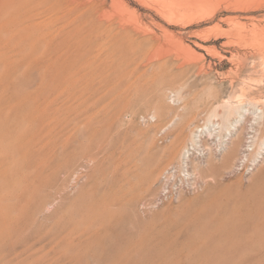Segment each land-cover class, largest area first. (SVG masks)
I'll list each match as a JSON object with an SVG mask.
<instances>
[{
	"label": "rangeland",
	"instance_id": "obj_1",
	"mask_svg": "<svg viewBox=\"0 0 264 264\" xmlns=\"http://www.w3.org/2000/svg\"><path fill=\"white\" fill-rule=\"evenodd\" d=\"M0 10V138L20 139L0 144V264H264V0ZM13 17L38 52L7 36ZM116 37L138 42L120 78L103 61ZM54 40L83 59L59 64Z\"/></svg>",
	"mask_w": 264,
	"mask_h": 264
},
{
	"label": "bare ground",
	"instance_id": "obj_2",
	"mask_svg": "<svg viewBox=\"0 0 264 264\" xmlns=\"http://www.w3.org/2000/svg\"><path fill=\"white\" fill-rule=\"evenodd\" d=\"M14 4H15V3H14ZM6 5H7V4H6ZM16 5H18V3H17ZM23 5H24V4H23ZM23 5H22V6H23ZM63 6H64V5H63ZM15 7H18V6H15ZM25 7H26V6H25ZM66 7H67V6H66ZM10 8H13V7H12V6L9 7V8L7 9V11H8ZM19 8H20V6H19ZM62 8H63V7H62ZM102 8H103V7H102ZM28 9H29V8H28ZM63 9H64V8H63ZM207 9H208V8H207ZM12 10H13V9H12ZM25 10H27V9H25ZM29 10H30V9H29ZM55 10H56V9H55ZM57 10H58V9H57ZM2 11H3V12H4V11L6 12V9H5V10H2ZM9 11H10V10H9ZM13 11H14V10H13ZM59 11H60V10H59ZM160 11H161V10H160ZM0 12H1V10H0ZM23 12H24V11H23ZM162 12H164V11H161V13H162ZM25 13H26V12H25ZM25 13H24V14H25ZM28 13H29V12H28ZM100 13H101V12H100ZM166 13H167V12L162 13V14H163V15L165 14V16H166ZM3 14H4V13H3ZM103 14H104V13H103ZM162 14H161V15H162ZM207 14H208V13H207ZM14 15H15V14H14ZM57 15H58V14H57ZM57 15H56V16H57ZM100 15H101V14H100ZM109 15H110V14H109ZM169 15H170V13H169ZM3 16H4V15H3ZM5 16H6V15H5ZM19 16H20V15H19ZM25 16H26V17H24V20H25V19H26V20H27V19H28V20L31 19V18H29V14H26ZM106 16H108V15H106ZM11 17H12V16H11ZM14 17H15V16H14ZM14 17H13V20H12V18H11V20H12V21L14 22V24H15L17 21H16V18H14ZM30 17H31V14H30ZM53 17H54V16H53ZM109 17H110V16H109ZM51 18H52V17H51ZM1 19H2V18H1ZM3 19H4V17H3ZM6 19H7V18H6ZM8 19H9V17H8ZM21 19H22V18H21ZM11 20H10V22H9L8 24H11V23H12ZM14 20H15L16 22H15ZM17 20H18V19H17ZM19 20H20V19H19ZM26 20H25V21H26ZM20 21L23 22V20H20ZM226 21H227V20H226ZM230 21H231V20H230ZM233 21H234V19H233ZM233 21H231V22H233ZM5 22H6V21H5ZM5 22H3V24H2V20H1L0 24H2V25H6L7 22H6V23H5ZM25 23H27V22H25ZM38 23H39V22H38ZM122 23H123V22H122ZM14 24H11L12 27H15ZM18 24H19V23H18ZM28 24H29V23H28ZM36 24H37V23H36ZM43 24H44V23H43ZM100 24H101V23H100ZM119 24H120V23H119ZM15 25H17V24H15ZM22 25H23V24H22ZM29 25L31 26V23H30ZM121 25H122V24H121ZM17 26H18V25H17ZM30 26H29V27H30ZM90 26H91V25H90ZM7 27H9V26L7 25ZM26 27H28V26H26V25H25V26H24V25L21 26V23H20V25H19L17 28H16V27L14 28L15 30L12 29V31H11V27H10V29H9V30H10V31H9V35H7V36H8L11 40H14V41H16V42H20L22 45H21L20 43H18V44L21 46V49H22V46H24V47H28V45H29L28 42L34 40V41H36L37 43L34 42L35 44H33V42H31L32 44L29 45L30 48L28 47L29 50H31V47L35 49V48H36V46H35L36 44L40 46V47H38V48H39L38 50H40V49L42 48V47H41L42 45H41V41H38V40H39V39H42V38H41L40 36H39L40 38L37 36V35H39V33L36 32L37 35H35V33H34L35 29H34V28H33V29H34V31H33L34 34H33L32 32H30L31 30L29 31V27H28V29H27ZM74 27H75V26H74ZM1 28H2V27H1ZM1 28H0V33H1V30H3V29H4L5 31L8 30V28H6V27H4L3 29H1ZM31 28H32V27H31ZM31 28H30V29H31ZM6 29H7V30H6ZM66 29H67V28H66ZM72 29H73V28H72ZM72 29H71V30H72ZM75 29H76V28H75ZM90 30H91V29H90ZM97 30H98V29H97ZM103 30H104V29H103ZM207 30H208V29H207ZM109 31H110V30H109ZM205 31H206V30H205ZM238 31H239V30H238ZM48 32H49V31H48ZM104 32H105V31H104ZM49 33H50V32H49ZM1 34H3V33H1ZM31 34H33V35H35V36H34V37H31ZM42 34H44V33H42ZM95 34H96V33H95ZM114 34H115V33H114ZM116 34H117V33H116ZM116 34H115V35H116ZM0 36L3 37L2 35H0ZM4 36H5V34H4ZM42 36H43V35H42ZM49 36H50V35H49ZM65 36H66V35H65ZM65 36L62 35V37H65ZM117 36H118V35H117ZM230 36H231V35H230ZM234 36H235V35H234ZM239 36H240V35H239ZM239 36H238V37H239ZM5 37H6V36H5ZM5 37H3V38H5ZM43 37H44V36H43ZM50 37H51V36H50ZM66 37L68 38V40H69V39H70V40L73 39V38H71L70 36H69L70 38H69L68 36H66ZM66 37H65V42H66L65 44L67 45L68 48H69V46H68L69 43H72L71 45L69 44V45H70V48H72V45H76V48H77V47L80 45V43L82 42V40H83V39H78V38H77V39H73L72 41L69 40V41H70V42H69V41L66 39ZM107 37H108V36H107ZM31 38H33V39H31ZM35 38H38V39H35ZM45 38H46V37L43 38V39H44V42H45L47 39H49V37H47L46 40H45ZM113 38H114V37H113ZM0 39H1V38H0ZM10 39H9V40H10ZM30 39H31V40H30ZM50 39H52V42H51V40H50V41L47 40L49 43H50V42L52 43V44H50L49 48L46 49V50L49 49L48 51H50V49L52 48V46H54L55 48H56V46H58L57 44L54 45V43H53V38H50ZM58 39L61 40L60 37H59ZM63 39H64V38H63ZM125 39H126V38H125ZM27 40H29V41L27 42ZM103 40H104V39H103ZM115 40H117V37H116ZM24 41H25V42H24ZM54 41H55L56 43L59 42V46H60V48H64V51H63L64 54H65V52H66V53H69L68 56L65 54V55L67 56V58H66V56H65V59H66V60H63L64 54H62V55H63V56L61 55V56H62V58H61L62 61L60 60L61 62H59V64L61 63V65H63L62 62H63V61H64V62L66 61V64H67V63H68V64H67V65H64V66H65V67H68V65H71V64H69V63H70V61L72 60L71 58H69V59H70V60H69L68 57H70L72 54H74L75 51L72 52V54H71V51H70L71 49L69 50L67 47H66L67 49L65 48L64 43H63L64 40L61 41V45H63V47H61V45H60V41H58V40H54ZM57 41H58V42H57ZM109 41L111 42V40H109ZM109 41H108V42H109ZM117 41H118V42L111 43L112 45H109V46L107 45L108 47L111 46V48H110L111 50H110V51L108 50L109 52H107V53L105 52L106 55H105V58L103 59V61H105L104 63H106V65H108V66L113 70V73H114L115 78H120V77H122V76L124 77L126 74L129 73L128 71H131V70H132V69L130 70L129 67L132 65V63H134V62L136 61V55H135V53H134V50L137 49V47H138V42H137V43H134V42H133L134 40H133V41H129V39H127V41H121V40H120V41L117 40ZM22 42H23V43H22ZM39 42H40V43H39ZM44 42H43V40H42V43H44ZM67 42H68V44H67ZM101 42H103V41L101 40ZM228 42H229V41H228ZM9 43H10V42H9ZM9 43H7V44L9 45ZM11 44H12V43H11ZM18 44H16L17 47H20ZM46 44H48V43L46 42ZM46 44L44 43V45H46ZM100 44H101V43H100ZM100 44H99V45H100ZM48 45H49V44H48ZM51 45H52V46H51ZM89 45H90V44H89ZM99 45H98V46H99ZM9 46H10V45H9ZM33 46H34V47H33ZM95 46H96V45H95ZM12 47H13V44H12ZM14 47H16V46H15V43H14ZM14 47H13V48H14ZM50 47H51V48H50ZM54 47H53V48H54ZM73 47H75V46H73ZM100 47H102V46H100ZM103 47H104V46H103ZM9 48H10V47H9ZM76 48H75V50H78V49H76ZM78 48H79V47H78ZM82 48H84V47H82ZM94 48H95V47H94ZM96 48H97V47H96ZM186 48H187V46H186ZM18 49H19V48H18ZM65 49H66V51H65ZM80 49H81V47H80ZM107 49H108V48H107ZM22 50H23V49H22ZM29 50H26V51H28V52L25 51V54H26V55H27V53H30V54H31V52L33 51V49H32L31 51H29ZM44 50H45V49H44ZM58 50H59V49H58ZM62 50H63V49H62ZM62 50H59L58 52H59V53H62V52H61ZM98 50H99V49H98ZM138 50H139V49H138ZM157 50H158V49H157ZM15 51H16V50H15ZM23 51H24V50H23ZM35 51H37V50H34L33 53H35ZM52 51H53V49H52ZM67 51H69V52H67ZM79 51H80V50L76 51L75 56L73 57V59L75 60V61L72 63V64L74 65V67H75V64H77L79 61H81V60L83 59V58H81V59L78 61V57H80V54H81V53L79 54ZM93 51H94V50H93ZM99 51H100V50H99ZM103 51H104V50H103ZM210 51H212V50H210ZM37 52H38V51H37ZM80 52H82V50H81ZM186 52H187V49H186ZM53 53H55V52H52V53H50V54H53ZM59 53H58V54H59ZM91 53H92V51H91ZM23 54H24V52H23ZM30 54H28V55H30ZM50 54H49V55H50ZM58 54H57V56H56V53H55V56L57 57L56 60H55V56H54V54H53L52 56H54V57H53L54 60H52L53 58H52V59H49V58H48L47 63L49 62V60H52V62H53V61H54V62H55V61L58 62V61H59L58 58H60V57H58ZM70 54H71V55H70ZM83 54H84V53H83ZM26 55H25V57H26ZM69 55H70V56H69ZM6 56H7V54H6ZM33 56H34V54H33ZM50 56H51V55H50ZM72 56H73V55H72ZM87 56H89V55L87 54L85 57H87ZM99 56L101 57V56H103V55H99ZM2 57H3V56L0 57L1 62H4V61H2V60H4V59H2ZM21 57H22V56H21ZM23 57H24V56H23ZM31 57H32V55L28 56L29 60H30ZM100 57H99V58H100ZM103 57H104V56H103ZM151 57H153V55H152ZM4 58H5V57H4ZM19 58H20V57H19ZM19 58H18V59H19ZM50 58H51V57H50ZM75 58H76L77 60H76ZM90 58H91V56H90ZM94 58H95V57H94ZM96 58H97V57H96ZM145 58H147V57H145ZM20 59H21V58H20ZM57 59H58V60H57ZM67 59H68L69 61H68ZM150 59H151V58H150ZM9 60H10V59H9ZM11 60H12V59H11ZM11 60H10V61H11ZM21 60H22V59H21ZM25 60H26V59H25ZM85 60H86V59H84V61H85ZM88 60H89V59H88ZM96 60H98V59H96ZM6 61H8V60H7V57H6ZM23 61H24V60H23ZM23 61H22V62H23ZM27 61H28V60H27ZM76 61H78V62L76 63ZM84 61H82V62H84ZM90 61H91V60H90ZM101 61H102V60H101ZM150 61H151V60H150ZM8 62H9V61H8ZM15 62H16V61H15ZM31 62H32V61H31ZM54 62L52 63V64H53L52 66H54ZM71 62H72V61H71ZM147 62H148V58H147ZM19 63H20V62H19ZM74 63H75V64H74ZM88 63H89V62H88ZM13 64H14V63H13ZM13 64H12V65H13ZM48 64H49V63H48ZM50 64H51V61H50ZM50 64H49V65H50ZM64 64H65V63H64ZM84 64H86V63H84ZM84 64H82V65H84ZM55 65H57V67H58V64H55ZM91 65H94V64H91ZM103 65H104V64H103ZM28 66H29V65H28ZM52 66H51V67H52ZM99 66H100V65H99ZM108 66H107V67H108ZM7 67H8V66H7ZM52 68H53V67H52ZM55 68H56V67H55ZM68 68H69V67H68ZM12 69H13V68H12ZM61 69H62V68H61ZM11 71H12V70H11ZM8 75H9V74H8ZM0 76H1V75H0ZM1 104H3V103H1ZM0 106H1V105H0ZM236 106H238V107L236 108ZM236 106H234V108H235V110H236V112H237V114H238V118H239V116L241 117V111H243V110H245V109L243 108L242 105H241V106L236 105ZM1 107H2V106H1ZM2 108H3V109H0V111L2 110L0 113H1V114H4V113H3L4 107H2ZM33 108H34V107H33ZM36 108H37V107H36ZM34 109H35V108H34ZM8 111H9V110H8ZM38 111H40V110L38 109ZM43 111H44V110H43ZM46 111H47V110H46ZM46 111H45V112H46ZM259 111H261V114H260V116H261V115H262V112H263V109L260 107V108H259ZM9 113H10V112H9ZM47 113H48V112H47ZM6 114H7V113H6ZM33 114H34V112H33ZM40 114H41V113H40ZM40 114H39V115H40ZM43 114H45V113H43ZM258 114H259V113H258ZM258 114H256L253 118H255ZM45 115H46V114H45ZM0 116L3 117L2 115H0ZM7 116H8V115H7ZM48 116H49V115H48ZM48 116H46V118H47ZM260 116H259V117H260ZM1 117H0V118H1ZM33 117H34V116H33ZM42 117H43V115H42ZM34 118H35V117H34ZM36 118H38V116H37ZM43 118H44V117H43ZM238 118H236V119H238ZM7 119H8V117H7ZM236 119H235V120H236ZM42 120H43V119H42ZM1 121H2V119H1ZM1 121H0V123H1ZM6 121H7V120H6ZM33 121H34V120H33ZM40 121H41V120H40ZM2 122H4V120H3ZM27 122H28V121H27ZM34 122H35V121H34ZM28 123H29V122H28ZM40 123H41V122H40ZM29 124H30V123H29ZM219 124H220V123H219ZM229 124H231V122H230ZM0 125H1V124H0ZM225 125H227V124L225 123ZM234 125H235V124L233 123V126H234ZM28 126H29V125H28ZM28 126H27V128H28ZM220 126H221V127L224 126L223 123L220 124ZM0 133H1V132H0ZM1 135H3V134H0V137H4V136H1ZM7 135H8V136H7L8 138L6 137L7 139H10V140H11V139H12L11 136L14 138V136L11 135V134H10V136H9V134H7ZM17 136H18V135H17ZM9 137H10V138H9ZM4 138H5V137H4ZM15 138H16V139H15ZM15 138L13 139V141L15 140V141H14L15 144H17V143L19 142L18 140H20V139H17L16 136H15ZM0 139H1V138H0ZM7 139H6L5 141H2V140H3V138H2L1 141H0V144H1V143L3 144L4 142H6ZM10 140H8L9 143H10ZM223 140H227V141L229 142L228 145H224V147H227V152H226L224 155L227 157L226 159H227V161H228V160L232 157V155H233V153H234V151H235V148H236L237 143H238V139H237V138H226V139H223ZM9 143H8V144H9ZM88 143H89V142H88ZM6 144H7V142H6ZM11 144H12V143H10L9 145H11ZM9 145H8V146H9ZM12 145H14V144H12ZM85 147H86V145H85ZM89 147H90V146H89ZM82 149H83V148H82ZM85 149H86V148H85ZM88 149H89V148H88ZM83 150H84V149H83ZM82 153H83V152H82ZM82 153H81V154H82ZM263 154H264V142L262 143L261 147L259 148V151L257 152V156H256V157H257V158H258V157H262ZM86 155H87V154H86ZM83 157H84V156H83ZM190 159H191V158H190ZM192 159H193V158H192ZM192 161H193V160H192ZM225 162H226V161H225ZM196 164H197V163H196ZM199 164H200V163H199ZM199 164H198V165H199ZM68 165H69V164H68ZM69 166H71V165H69ZM191 168H192V167H191ZM67 169H68V168H67ZM66 171H67V170H66ZM69 171H70V170H69ZM68 173H69V172H68ZM65 176H66V174H65ZM58 184H59V183H58ZM61 187H62V186H61ZM59 188H60V187H59ZM58 192H59V191H58Z\"/></svg>",
	"mask_w": 264,
	"mask_h": 264
}]
</instances>
